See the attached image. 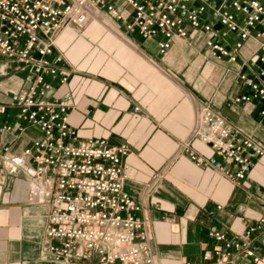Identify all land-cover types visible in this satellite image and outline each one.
I'll return each instance as SVG.
<instances>
[{
  "label": "crops",
  "instance_id": "crops-1",
  "mask_svg": "<svg viewBox=\"0 0 264 264\" xmlns=\"http://www.w3.org/2000/svg\"><path fill=\"white\" fill-rule=\"evenodd\" d=\"M115 25L122 35H95L87 25L67 27L70 31L65 28L57 38L55 51L72 75L56 96L68 97L69 124L78 139L107 137L128 144L123 188L142 206L139 215L148 226L156 264H264V155L253 158L252 170L238 181L179 151L204 104L264 147V116L259 115L264 100L235 101L244 90L237 79L239 65L213 57L205 32L174 37L162 55L158 38L142 40ZM256 49V41L248 40L241 59H249ZM31 82L20 62L0 56V105H6L0 124L11 126L0 135V264H66L41 257L48 206L32 196L34 165L23 156L41 132L9 102L12 93ZM6 145L10 149L5 154ZM192 147L204 157L212 154L198 140ZM261 222L251 242L257 262L241 252L224 260L214 253L204 259L217 245L211 229L235 237Z\"/></svg>",
  "mask_w": 264,
  "mask_h": 264
},
{
  "label": "built area",
  "instance_id": "built-area-1",
  "mask_svg": "<svg viewBox=\"0 0 264 264\" xmlns=\"http://www.w3.org/2000/svg\"><path fill=\"white\" fill-rule=\"evenodd\" d=\"M98 16L142 40L158 38L162 55L174 37L205 32L213 57L239 65L237 79L244 90L235 101L247 104L264 100V0H0V56L20 62L32 77L29 88L12 93L9 102L41 132L23 150L34 165L32 196L48 206L41 257L66 264H156L148 226L139 215L142 206L123 188L128 144L107 137L78 139L69 124L68 97L56 96L72 75L55 51L56 38L65 28L83 29ZM250 39L257 51L243 60L240 52ZM5 110L6 105H0V114ZM259 115L264 116V103ZM193 123L179 151L196 164L242 181L253 168L252 159L264 155L263 146L208 104L198 108ZM10 129L0 124V135ZM195 140L212 154L196 152ZM9 149L6 145L2 151ZM262 227L261 222L235 237L211 229L209 236L217 245L204 259L214 253L224 260L241 252L257 262L252 234Z\"/></svg>",
  "mask_w": 264,
  "mask_h": 264
},
{
  "label": "bare ground",
  "instance_id": "bare-ground-1",
  "mask_svg": "<svg viewBox=\"0 0 264 264\" xmlns=\"http://www.w3.org/2000/svg\"><path fill=\"white\" fill-rule=\"evenodd\" d=\"M91 26V27H90ZM90 27V28H89ZM89 28L88 32H92V34H99L100 32H112L113 34L118 33L121 34L117 27L114 26L112 22H110L109 19L105 18L104 16H98L96 19L92 20L87 26V29ZM66 31H70L69 28L65 29ZM64 30V31H65ZM63 31V32H64ZM122 35V34H121ZM58 38V37H57ZM57 38L55 43L57 42ZM87 45L84 44V48H86ZM88 48V47H87Z\"/></svg>",
  "mask_w": 264,
  "mask_h": 264
},
{
  "label": "rangeland",
  "instance_id": "rangeland-1",
  "mask_svg": "<svg viewBox=\"0 0 264 264\" xmlns=\"http://www.w3.org/2000/svg\"><path fill=\"white\" fill-rule=\"evenodd\" d=\"M113 23V22H112ZM114 26L116 27V25L114 24Z\"/></svg>",
  "mask_w": 264,
  "mask_h": 264
}]
</instances>
